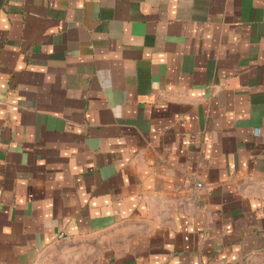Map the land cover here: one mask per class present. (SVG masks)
<instances>
[{
    "label": "crops",
    "instance_id": "obj_1",
    "mask_svg": "<svg viewBox=\"0 0 264 264\" xmlns=\"http://www.w3.org/2000/svg\"><path fill=\"white\" fill-rule=\"evenodd\" d=\"M60 234L111 264L264 256V0H0V264Z\"/></svg>",
    "mask_w": 264,
    "mask_h": 264
},
{
    "label": "rangeland",
    "instance_id": "obj_2",
    "mask_svg": "<svg viewBox=\"0 0 264 264\" xmlns=\"http://www.w3.org/2000/svg\"><path fill=\"white\" fill-rule=\"evenodd\" d=\"M97 238L79 241H60L46 254L44 264H111L99 254ZM255 264H264V256L256 258Z\"/></svg>",
    "mask_w": 264,
    "mask_h": 264
},
{
    "label": "built area",
    "instance_id": "obj_3",
    "mask_svg": "<svg viewBox=\"0 0 264 264\" xmlns=\"http://www.w3.org/2000/svg\"><path fill=\"white\" fill-rule=\"evenodd\" d=\"M200 185H201V184H198V186H200ZM57 239H58V240H66L67 237H66L65 235L60 234V235H58Z\"/></svg>",
    "mask_w": 264,
    "mask_h": 264
}]
</instances>
